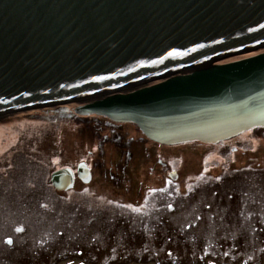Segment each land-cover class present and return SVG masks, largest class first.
Returning a JSON list of instances; mask_svg holds the SVG:
<instances>
[{
  "label": "rangeland",
  "instance_id": "obj_1",
  "mask_svg": "<svg viewBox=\"0 0 264 264\" xmlns=\"http://www.w3.org/2000/svg\"><path fill=\"white\" fill-rule=\"evenodd\" d=\"M77 105L0 114V264H264V128L168 146Z\"/></svg>",
  "mask_w": 264,
  "mask_h": 264
},
{
  "label": "water",
  "instance_id": "obj_2",
  "mask_svg": "<svg viewBox=\"0 0 264 264\" xmlns=\"http://www.w3.org/2000/svg\"><path fill=\"white\" fill-rule=\"evenodd\" d=\"M262 46L264 0H0V114L77 102L160 145L217 144L264 128Z\"/></svg>",
  "mask_w": 264,
  "mask_h": 264
},
{
  "label": "bare ground",
  "instance_id": "obj_3",
  "mask_svg": "<svg viewBox=\"0 0 264 264\" xmlns=\"http://www.w3.org/2000/svg\"><path fill=\"white\" fill-rule=\"evenodd\" d=\"M1 131H2V132H1ZM0 132H1V133H0V148H1L0 150H2V149L4 148L3 145H1V144H2V141L4 140V139L2 138V136L5 135L6 132H4V131L2 130V128L0 129ZM72 170H73V169H72ZM88 170L90 171V169H88ZM73 172H74V170H73ZM74 174H75V172H74Z\"/></svg>",
  "mask_w": 264,
  "mask_h": 264
},
{
  "label": "trees",
  "instance_id": "obj_4",
  "mask_svg": "<svg viewBox=\"0 0 264 264\" xmlns=\"http://www.w3.org/2000/svg\"><path fill=\"white\" fill-rule=\"evenodd\" d=\"M234 177V176H233ZM237 177V176H236ZM234 178H232V177H230V180H233ZM226 181L227 180H223L222 182H220V184L224 187V189H228L230 186L229 185H227V183H226ZM227 185V186H226ZM189 228H191V227H189ZM194 241H196V240H194Z\"/></svg>",
  "mask_w": 264,
  "mask_h": 264
},
{
  "label": "snow or ice",
  "instance_id": "obj_5",
  "mask_svg": "<svg viewBox=\"0 0 264 264\" xmlns=\"http://www.w3.org/2000/svg\"><path fill=\"white\" fill-rule=\"evenodd\" d=\"M173 55H179V53H172ZM100 79H103V77H100Z\"/></svg>",
  "mask_w": 264,
  "mask_h": 264
},
{
  "label": "flooded vegetation",
  "instance_id": "obj_6",
  "mask_svg": "<svg viewBox=\"0 0 264 264\" xmlns=\"http://www.w3.org/2000/svg\"><path fill=\"white\" fill-rule=\"evenodd\" d=\"M75 172V171H74ZM75 174H76V172H75ZM8 244V243H7ZM8 245H12V243L11 244H8Z\"/></svg>",
  "mask_w": 264,
  "mask_h": 264
}]
</instances>
